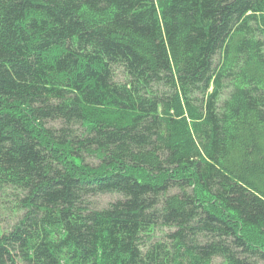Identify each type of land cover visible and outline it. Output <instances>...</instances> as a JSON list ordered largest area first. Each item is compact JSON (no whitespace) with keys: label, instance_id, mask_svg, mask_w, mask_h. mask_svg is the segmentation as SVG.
Wrapping results in <instances>:
<instances>
[{"label":"trees","instance_id":"16d2710c","mask_svg":"<svg viewBox=\"0 0 264 264\" xmlns=\"http://www.w3.org/2000/svg\"><path fill=\"white\" fill-rule=\"evenodd\" d=\"M0 219V264H264V0H0Z\"/></svg>","mask_w":264,"mask_h":264},{"label":"bare ground","instance_id":"6f19581e","mask_svg":"<svg viewBox=\"0 0 264 264\" xmlns=\"http://www.w3.org/2000/svg\"><path fill=\"white\" fill-rule=\"evenodd\" d=\"M14 103H15V102H14ZM28 110H29V109H28ZM21 111H22V110H21ZM14 112H15V111H14ZM18 112H19V111H18ZM16 113H17V112H16ZM24 119H26V118H24ZM88 120H89V119H88ZM86 121H87V119H86ZM86 121H85V122H86ZM26 123H28V122H26ZM35 128H36V127H35ZM37 132H38V131H37ZM38 134H39V133H38ZM33 136H34V135H33ZM41 136H42V135H41ZM44 136H45V135H44ZM40 138H41V137H40ZM186 139H187V138H186ZM46 141H47V140H46ZM52 141H53V140H52ZM189 143H190V142H189ZM184 144H185V143H184ZM76 159H77V158H76ZM74 161H76V160L74 159L73 162H74ZM78 161H79V160H78ZM74 163H75V162H74ZM78 163H80V162H78Z\"/></svg>","mask_w":264,"mask_h":264},{"label":"rangeland","instance_id":"374dc122","mask_svg":"<svg viewBox=\"0 0 264 264\" xmlns=\"http://www.w3.org/2000/svg\"><path fill=\"white\" fill-rule=\"evenodd\" d=\"M3 215H4V214H3ZM2 217H6V216L4 215V216H2ZM0 226H1L2 228L6 227L5 223L1 222V219H0Z\"/></svg>","mask_w":264,"mask_h":264}]
</instances>
